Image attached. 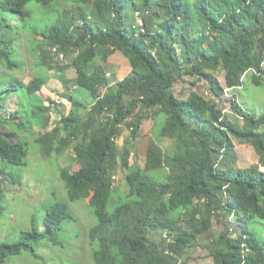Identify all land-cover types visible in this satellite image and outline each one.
<instances>
[{
	"label": "trees",
	"instance_id": "obj_1",
	"mask_svg": "<svg viewBox=\"0 0 264 264\" xmlns=\"http://www.w3.org/2000/svg\"><path fill=\"white\" fill-rule=\"evenodd\" d=\"M30 1L50 9L56 3L72 4H62L58 18L45 27L39 64L57 70L73 67L72 84L88 91L93 102L85 108V102L69 96V113L33 141L44 156L61 155L76 143L78 169L70 173L61 168L59 176L69 201L89 199L97 220L89 230L90 242L97 245L94 263L179 264L187 248L208 235L214 218L233 215L237 224H222L213 264H264V241L247 226L254 216L264 221V172L259 170L264 164V114H249L233 97L231 119L217 102L225 90L241 87L244 77L250 76L255 86L264 80V0H5L0 10L25 18ZM128 5L132 16L139 12L141 26L126 13ZM10 26V21L0 20V60L9 70L18 66L12 58V38L7 37ZM53 49L69 61H57ZM115 51L131 71L109 87L99 62ZM217 72L223 73V82ZM184 77L194 78L192 86L204 81L211 98L195 90L178 97L173 88ZM44 84L43 77L0 84V124L20 119L28 103L29 125L37 126L36 119L44 117L49 105L34 104L30 95ZM21 89L26 94L9 102L16 107L4 117L2 107L8 109L10 94ZM151 115L165 116L158 135L174 146L167 152L158 142L150 143L144 167L126 173L125 199L110 212L112 173L122 155L117 145L121 126L129 120L130 145ZM44 121L48 126L49 120ZM232 138L250 141L259 163L234 167ZM27 153L25 146L16 149L8 135L0 133L1 160L22 166ZM125 153L129 147L121 159ZM163 170V180L153 175ZM66 219H74L67 203L56 201L46 209L44 232L0 242V264L7 257L33 253L40 240L56 244ZM152 227L173 238L161 233L159 241L151 240Z\"/></svg>",
	"mask_w": 264,
	"mask_h": 264
},
{
	"label": "rangeland",
	"instance_id": "obj_2",
	"mask_svg": "<svg viewBox=\"0 0 264 264\" xmlns=\"http://www.w3.org/2000/svg\"><path fill=\"white\" fill-rule=\"evenodd\" d=\"M193 1L188 0L190 4ZM62 4H65V6L68 4L67 7H71L72 5L70 1ZM62 4L56 3L52 9H49L48 7L40 6L34 1H30L25 6L30 15L25 18L19 17L13 12H3L0 10V20L4 19L11 22L10 28H12L7 31L9 32L7 37L12 38V58L18 63L17 67L9 70L0 60V84L13 79L28 82L34 77L46 75L45 68L41 66L40 69L37 66V63L40 61L38 50L39 48L40 50L44 49L45 43L43 42L46 34L43 31L46 26L51 25L58 18V11H60V7L62 9ZM126 13L129 17L133 15L132 8L129 5L127 6ZM132 17L135 24L142 23L141 19ZM116 56L125 60L119 52L116 53ZM66 59L69 61L70 58L64 56V60ZM54 74L57 75L56 70H54ZM215 76L220 82H223L222 72H217ZM193 80V77H184L178 81L174 85V93L182 98L186 97L192 90L200 94H206L207 84L204 81H200L196 86H192L191 82ZM46 93L51 94V90L47 84H45L44 93L36 92L30 95L32 102L35 101L34 104L45 105L42 96H47ZM25 94V89L10 94L6 104L8 109L4 106L2 107L4 117L11 112L10 107H16L15 105V107L13 105L9 106V102H14L16 97ZM75 94L77 99L79 98L85 103L92 101L88 91L82 88ZM206 96L211 98L208 93ZM233 97L235 102L249 114L254 116L264 114V80L261 85L255 86L250 76L244 77V83L241 87L226 91L221 100H217L220 107L224 109V112L231 115V117L233 115L231 114ZM20 103L22 104L23 101ZM48 103L51 105V102ZM27 105L28 103L25 107L22 106L20 119L0 124V133L8 135L9 140L16 149H20L21 146H25L28 149V153L24 158L25 164L22 166L9 164L0 159V242L18 241L27 232L35 235L44 232L43 220L46 209L56 201L67 203L68 209L74 219L63 221L56 244L40 240L35 243L33 253L22 252L16 256L7 257L1 264H95L92 259V251L97 245H92L90 242L89 230L96 224L97 220L89 205V199L83 198L69 201L67 199V190L59 176L61 168H65L70 173L78 169L79 165L76 161L78 157L77 145L76 143L71 144L70 148L68 147L69 149L61 155L44 156L40 150V146L33 141L34 137L43 133L44 130L38 129L34 131L30 127L28 117L32 109ZM57 105L54 106L57 107ZM54 106H51L50 114L53 123L57 122ZM38 118L36 122L38 124L42 123L44 117L39 115ZM164 118V115L159 116V125L153 135L150 124L146 123L142 134H137L136 140L130 145L126 143L130 135V130L127 127L129 120L122 124L121 137L117 140V145L122 155L124 149L129 147V153L124 154V159L129 162L131 167L136 165L144 167L146 158L144 150L150 143V140L151 142L156 141L158 143L160 141L159 145H162V148L167 152L173 148L174 144L172 140L160 138L158 135V129L161 127ZM21 120L24 122L20 123ZM43 126L39 124L35 127L43 128ZM261 130L264 132V126ZM232 140L235 146L234 167L245 169L259 163V157L250 141L245 140L241 142L235 138H232ZM122 155H120L119 160H121ZM112 174L117 176L118 181L111 182L112 188L115 189L117 187V190L112 193L110 199L108 206L110 212H112L117 202L124 201L127 190L123 189L126 187L125 170L120 166L117 173L114 170ZM164 174L165 170L153 173L160 180L165 178ZM218 220L214 218L212 229L207 236L201 237L187 248L185 256L179 264H210L212 256L215 254L218 234L223 229L222 224L234 226L236 223L233 215L229 216L228 219L220 217ZM247 226L259 239L264 241L263 220L256 216L251 217L247 219ZM161 233L162 231L159 229L150 228L151 240L159 241Z\"/></svg>",
	"mask_w": 264,
	"mask_h": 264
},
{
	"label": "crops",
	"instance_id": "obj_3",
	"mask_svg": "<svg viewBox=\"0 0 264 264\" xmlns=\"http://www.w3.org/2000/svg\"><path fill=\"white\" fill-rule=\"evenodd\" d=\"M57 8H58V6H57ZM60 9H61V7H60ZM45 47H46V44H45ZM104 49L111 51V48H104ZM38 51L40 52V48ZM39 52H38V57L40 59V56H39L40 53ZM116 53H118V52L115 51L113 53H110L106 62H102V63L99 62V64H101L105 70L106 77H107V83H108L109 87L114 86L117 82H119L124 77H126L131 71V67H130L128 61L126 59L124 60V59L116 56ZM39 62L37 63V66L41 69ZM61 65L63 66L64 63ZM32 67H36V66H32ZM42 67L45 68L46 71L45 70L44 71H45L46 75L45 76H39V77H43L45 79V84H47L48 88L51 90V94L46 93L47 96H44V95L42 96L45 106L49 105V111L46 112L44 115V118L48 119L49 122H48V126H43V128H38V127L33 126L32 128L34 129V131H37L38 129L46 131V130H49L51 127H53L56 124V122L53 123L52 117L50 115L52 105L54 106V105L58 104L57 107L54 106V110L56 111L57 121L59 120L60 116H66L71 109L69 96H73L76 99L75 93L78 92V90L80 88H82V87L74 86V84H72V80L75 78V70L73 67H63V70H57L56 68H53V67L50 68L46 65H43ZM29 70H30V68H29ZM54 70L57 71V75L54 74ZM50 82H53V83H50ZM45 84L42 87L41 91H39V92L44 93ZM15 99H16V101H18L17 98H15ZM48 102H51V105ZM92 102L93 101H91L89 103H85V108H88L92 104ZM56 108L60 111H58ZM82 112H83V110H80V113H82ZM44 122L45 121L43 120V122L39 123V124L43 125ZM146 123L150 124L151 133L153 135L155 133L158 125H159V117L151 115L149 117V119L143 121L139 127V130L137 133L138 135L142 134L143 127L145 126ZM39 124L37 123V125H39ZM160 128L158 130H160ZM150 143H152L151 140H150ZM150 143L148 144V146L144 150L145 155L147 153V149H148ZM159 144H160V141H159ZM160 147L162 148V145H160ZM120 166L125 170L126 173H128L130 170L134 169L136 166L140 167L138 165L131 167L129 165V162H127V160L121 159L118 161V165L116 166V169H115L116 173L119 170ZM117 179H118L117 176L113 175L112 183L115 180L118 181ZM123 189L125 190L127 188L125 187ZM115 190H117V187H115ZM181 261H180V263H181ZM210 264H213L212 259H211Z\"/></svg>",
	"mask_w": 264,
	"mask_h": 264
},
{
	"label": "built area",
	"instance_id": "obj_4",
	"mask_svg": "<svg viewBox=\"0 0 264 264\" xmlns=\"http://www.w3.org/2000/svg\"><path fill=\"white\" fill-rule=\"evenodd\" d=\"M134 15H135V17L141 19V17H140V15H139V12H138V11H136ZM141 20H142V19H141ZM139 25L141 26L142 23H140ZM53 52H54V54L56 55L55 58H56L57 61H59V62H63V61H64V54H63V53H61V52H58V53H57V52H56V49H53ZM260 66H261V73H263V75H264V60L261 62V65H260ZM252 72H253L254 74H258V73H256L255 71H252ZM259 74H260V73H259ZM225 91H228V90H225ZM225 93H226V92H225ZM205 95H207V93H206ZM223 112H224V111H223ZM259 170H260L261 172H264V164L259 166ZM236 224H237V223H235V225H236ZM229 231L232 232L233 229L230 228ZM162 237L165 238V239H167V240H171V239L173 238V235L170 234V232H168V231H163V233H162Z\"/></svg>",
	"mask_w": 264,
	"mask_h": 264
}]
</instances>
